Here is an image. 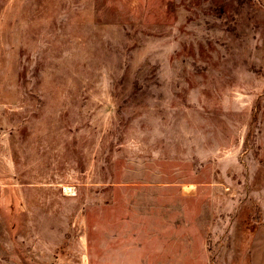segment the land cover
<instances>
[{"label": "rangeland", "instance_id": "obj_1", "mask_svg": "<svg viewBox=\"0 0 264 264\" xmlns=\"http://www.w3.org/2000/svg\"><path fill=\"white\" fill-rule=\"evenodd\" d=\"M0 264H264V0H0Z\"/></svg>", "mask_w": 264, "mask_h": 264}]
</instances>
